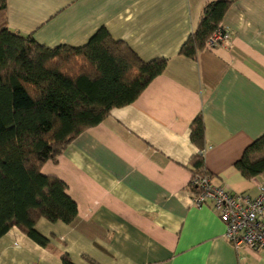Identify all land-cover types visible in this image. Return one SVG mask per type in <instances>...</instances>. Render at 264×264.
I'll list each match as a JSON object with an SVG mask.
<instances>
[{
    "label": "crops",
    "instance_id": "crops-1",
    "mask_svg": "<svg viewBox=\"0 0 264 264\" xmlns=\"http://www.w3.org/2000/svg\"><path fill=\"white\" fill-rule=\"evenodd\" d=\"M213 0H6L10 32L53 49L80 47L105 29L144 62L167 61L133 103L113 109L41 167L66 186L72 224L40 219L41 247L17 228L0 238V264H264V250H235L209 205L192 203L190 141L204 124L205 170L214 185L257 195L234 168L264 135V0H235L221 25L229 47L179 50Z\"/></svg>",
    "mask_w": 264,
    "mask_h": 264
},
{
    "label": "trees",
    "instance_id": "trees-1",
    "mask_svg": "<svg viewBox=\"0 0 264 264\" xmlns=\"http://www.w3.org/2000/svg\"><path fill=\"white\" fill-rule=\"evenodd\" d=\"M233 1L206 3L179 55L195 60ZM5 11L6 0H0V238L15 227L46 247L48 239L37 232L36 223L44 219L72 224L77 207L65 184L44 176L41 167L55 162L76 136L113 109L133 103L165 71L167 61L144 62L105 29L83 46L50 49L10 32ZM189 137L203 149L201 117L191 124ZM234 168L248 180L264 175V135L244 150ZM191 172L209 175L199 153ZM60 260L73 264L67 255Z\"/></svg>",
    "mask_w": 264,
    "mask_h": 264
},
{
    "label": "built area",
    "instance_id": "built-area-1",
    "mask_svg": "<svg viewBox=\"0 0 264 264\" xmlns=\"http://www.w3.org/2000/svg\"><path fill=\"white\" fill-rule=\"evenodd\" d=\"M231 33L223 25L208 39L205 48L229 47ZM200 150L199 154H203ZM257 195L233 194L226 188L214 185L209 175L193 174L190 187L192 203L200 208L209 205L224 224L223 238L237 251L264 250V180L255 181Z\"/></svg>",
    "mask_w": 264,
    "mask_h": 264
}]
</instances>
